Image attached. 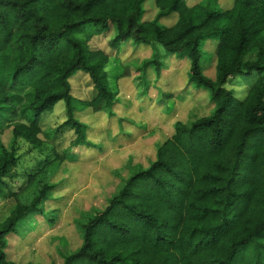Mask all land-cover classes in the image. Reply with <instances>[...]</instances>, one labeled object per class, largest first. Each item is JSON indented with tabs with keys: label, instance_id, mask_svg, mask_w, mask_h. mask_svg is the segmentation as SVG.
Masks as SVG:
<instances>
[{
	"label": "trees",
	"instance_id": "trees-1",
	"mask_svg": "<svg viewBox=\"0 0 264 264\" xmlns=\"http://www.w3.org/2000/svg\"><path fill=\"white\" fill-rule=\"evenodd\" d=\"M148 1L0 0V59L13 55L7 81L0 76V119L17 92L28 97L29 113L24 121L0 124V195L16 201L0 222V264H19L6 253L9 236L35 231L37 217L56 226L58 210L46 204L62 182L50 179L65 161L77 160L71 148L96 147L79 114L114 115L119 97L106 68L126 45L131 54L151 50L135 67L141 96L148 69L156 81L175 58L188 62V84L207 94L211 109L176 121L147 168H131L103 210L75 220L81 243L61 254L62 264H264V0H232L228 8L219 0H151L155 15L146 20ZM173 16L172 25L162 22ZM108 34L106 49L93 44ZM206 55L213 78L204 73ZM77 75L88 77V100L71 93ZM233 79L247 88L243 99L227 89ZM58 103L65 118L53 136L72 131L71 148L44 158L23 187L9 191L3 179L17 165L18 141L40 150V136L50 135L41 120Z\"/></svg>",
	"mask_w": 264,
	"mask_h": 264
},
{
	"label": "rangeland",
	"instance_id": "rangeland-1",
	"mask_svg": "<svg viewBox=\"0 0 264 264\" xmlns=\"http://www.w3.org/2000/svg\"><path fill=\"white\" fill-rule=\"evenodd\" d=\"M197 1L199 0H189L188 3L193 4ZM231 2L232 0H219L218 4L228 8ZM147 3L149 4L145 7L144 19L150 20L155 15V9L151 0ZM174 21V16L162 20L166 25H172ZM111 36L112 34L95 37L93 44L106 49ZM131 50L130 45H126V51L122 46L117 57L110 58L106 68L109 84L119 97V103L113 109L114 115L109 117L90 110L79 114L80 121L89 127L87 139L96 147L71 148V142L74 140L72 131H64L53 136L54 131L64 122L63 103H58L41 120L43 132H49L50 135L48 138L44 134L40 136L45 143L40 150L34 149L22 140L18 141L17 165L9 176L3 179L8 190L12 192L23 187L27 175L37 164L54 153L61 154L71 148L77 160L65 161L50 179L51 184L62 182V185L55 189L53 200L46 204L48 210H58L56 226L50 229L43 223L41 217H37L39 225L35 231L25 236H9L6 253L10 260L19 264L26 262L62 264L61 254L74 251L81 243L75 220L82 214L91 215L103 210L107 200L130 176L131 168L136 165L142 169L147 168L155 158L157 145L172 135L176 121H193L209 113L211 105L208 103L207 94L195 91V88L188 84V62L175 58L170 59L165 71L161 72L156 81L153 80V72L148 69L146 77L149 82L148 89L146 95L141 96L140 88H137L134 79L137 74L135 67L150 57L151 50L140 47L133 54ZM205 50L213 52L214 43H207ZM208 57V55L203 57L202 65L205 75L213 78L214 62L212 60L206 63ZM123 59L128 63L125 66L129 67L128 71L123 69L121 62ZM12 65L13 55L0 59V76L5 81ZM70 84L73 96L82 100L90 98L87 76L77 75L70 80ZM227 89L232 90L238 99H243L247 92V88L238 79H233L227 85ZM162 95H168V98ZM15 96L13 104L0 119V124L7 120L24 121L23 118L29 115L26 112L28 97L24 92H17ZM1 140L5 146L9 145L11 140L9 130L2 135ZM15 204L14 199L0 195V222L10 214Z\"/></svg>",
	"mask_w": 264,
	"mask_h": 264
}]
</instances>
